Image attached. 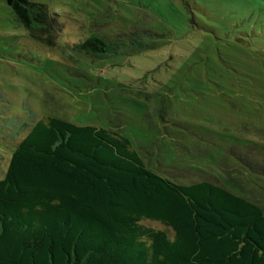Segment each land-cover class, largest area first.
Returning <instances> with one entry per match:
<instances>
[{
    "label": "rangeland",
    "instance_id": "rangeland-1",
    "mask_svg": "<svg viewBox=\"0 0 264 264\" xmlns=\"http://www.w3.org/2000/svg\"><path fill=\"white\" fill-rule=\"evenodd\" d=\"M35 1L61 25L54 47L0 0V178L24 126L56 116L115 131L175 182L225 184L264 207V0ZM133 30L156 35L106 59L73 48Z\"/></svg>",
    "mask_w": 264,
    "mask_h": 264
},
{
    "label": "trees",
    "instance_id": "trees-1",
    "mask_svg": "<svg viewBox=\"0 0 264 264\" xmlns=\"http://www.w3.org/2000/svg\"><path fill=\"white\" fill-rule=\"evenodd\" d=\"M4 1L32 39L56 46L61 25L45 3ZM123 34L92 33L73 48L106 59L146 49L144 36L156 35ZM27 128L0 178V264H264L259 199L162 176L108 128L56 116Z\"/></svg>",
    "mask_w": 264,
    "mask_h": 264
}]
</instances>
